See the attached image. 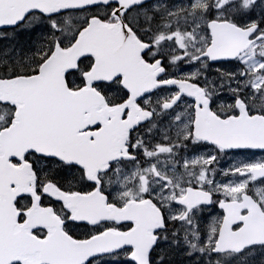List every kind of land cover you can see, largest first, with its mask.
Listing matches in <instances>:
<instances>
[{"label": "snow or ice", "instance_id": "obj_1", "mask_svg": "<svg viewBox=\"0 0 264 264\" xmlns=\"http://www.w3.org/2000/svg\"><path fill=\"white\" fill-rule=\"evenodd\" d=\"M0 41V264H264V0H0Z\"/></svg>", "mask_w": 264, "mask_h": 264}, {"label": "rangeland", "instance_id": "obj_2", "mask_svg": "<svg viewBox=\"0 0 264 264\" xmlns=\"http://www.w3.org/2000/svg\"><path fill=\"white\" fill-rule=\"evenodd\" d=\"M4 43H6V42L0 41V47H2ZM256 155L259 156L260 154H256ZM229 163H231V160L229 159V157H224L221 161V166L227 167ZM257 259H259V257H257Z\"/></svg>", "mask_w": 264, "mask_h": 264}, {"label": "flooded vegetation", "instance_id": "obj_3", "mask_svg": "<svg viewBox=\"0 0 264 264\" xmlns=\"http://www.w3.org/2000/svg\"><path fill=\"white\" fill-rule=\"evenodd\" d=\"M256 154H261V153L259 152V150H256Z\"/></svg>", "mask_w": 264, "mask_h": 264}]
</instances>
